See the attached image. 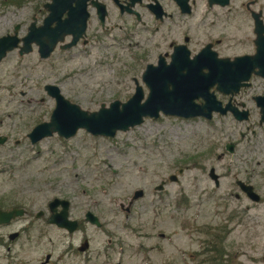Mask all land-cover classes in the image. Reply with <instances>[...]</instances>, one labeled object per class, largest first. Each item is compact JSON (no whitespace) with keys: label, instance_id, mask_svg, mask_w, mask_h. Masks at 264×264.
I'll return each instance as SVG.
<instances>
[{"label":"rangeland","instance_id":"obj_1","mask_svg":"<svg viewBox=\"0 0 264 264\" xmlns=\"http://www.w3.org/2000/svg\"><path fill=\"white\" fill-rule=\"evenodd\" d=\"M44 1L0 0V36L17 24L22 35L33 5ZM73 52L46 60L35 49L23 57L11 52L0 65V134L8 137L0 145V209L27 211L0 226L6 241L0 244V264H41L48 255V264H212L206 232L216 227L226 230L219 264H264V123L249 93L237 98L249 111L245 122L228 113L210 121L160 116L114 138L80 130L69 140L53 135L31 145L27 133L47 122L55 106L43 91L47 84L87 112L126 102L133 78L147 95L140 66L133 68L125 56L110 70L97 50L68 57ZM127 66L128 74L117 82L129 87L118 89L111 75ZM226 144L234 145L231 154ZM170 175L177 184L167 180ZM161 181L168 193L154 191ZM237 181L252 186L260 201L243 197ZM137 191L142 196L133 199ZM54 198L67 200L69 219L82 223L74 233L45 223ZM179 202L182 208L173 207ZM39 211L41 221L35 217ZM87 211L99 219V229L84 222Z\"/></svg>","mask_w":264,"mask_h":264},{"label":"flooded vegetation","instance_id":"obj_2","mask_svg":"<svg viewBox=\"0 0 264 264\" xmlns=\"http://www.w3.org/2000/svg\"><path fill=\"white\" fill-rule=\"evenodd\" d=\"M33 10L31 22L22 35L19 34L18 24L13 27L12 32L4 34H14V29L18 26L17 45L7 51L0 60V65L11 52L23 57L32 54L35 49L37 58L46 60L55 53L60 55L71 51L74 52L68 57L81 54L88 56V52L94 49L99 55L98 60L103 59L102 63L110 70L111 66L126 57L134 65L133 68L140 66L138 72L141 78L148 67L158 68L159 63L167 67L173 63L182 64L184 67H177L176 72L184 75L197 72L207 74L216 69L217 65L220 66L219 61L231 64L246 58V66L241 67L242 64L238 62L233 69L235 74L247 78L241 83L245 86L232 96L220 94L213 89L215 98L222 106L229 105L240 112L246 109L237 98H241L244 92L249 93L248 97L254 107H257V97L264 98V0H47L39 4L36 2ZM48 18L50 21L46 27L45 21ZM31 24L34 25L35 36L39 40L45 39V33L50 37L62 35L63 39L57 41L46 58L41 57L40 48L35 43L30 44L29 53H20V48L24 47L22 40L27 36ZM129 68L131 67L119 68L116 73L113 70L111 78L115 80L116 88L127 90L129 87L126 82H117L118 79L123 80ZM143 86L145 88L144 83ZM136 87L141 88L136 78H133L134 92ZM146 90L148 93V89ZM23 94L24 92L21 93ZM198 103H202V100H198ZM257 108L259 111V107ZM246 111L249 116V111ZM185 167L178 168L177 174L181 175L186 170ZM172 176H168L167 180L177 184L175 176L174 180H170ZM159 185L161 188L157 189ZM159 185L154 188L155 192L167 191L165 181H161ZM241 194L246 198L242 191ZM238 199L239 195L236 196V201ZM173 207L180 209L183 203H175ZM37 214L38 212L36 217ZM49 215L48 210V216L44 219L46 224ZM43 216L42 211L36 220L41 221ZM76 221L80 228L82 223ZM215 229L226 231L225 228ZM23 231L24 227L19 232L15 231L16 237ZM5 242L0 236V244L4 245ZM49 259L50 256L41 264H48Z\"/></svg>","mask_w":264,"mask_h":264},{"label":"water","instance_id":"obj_3","mask_svg":"<svg viewBox=\"0 0 264 264\" xmlns=\"http://www.w3.org/2000/svg\"><path fill=\"white\" fill-rule=\"evenodd\" d=\"M48 20L45 21L46 27ZM14 34L4 35L0 37V60L6 55L7 51L16 47L18 37L16 30ZM34 25L28 29L27 36L22 40L24 47L20 48V53H29L30 44L38 45L42 58H46L50 51L54 48L57 41H61L62 35L48 36L45 33L43 40H39L35 36L36 30ZM42 41L44 43H42ZM46 48V49H45ZM248 59L242 58L238 61L241 67L247 65ZM237 62V63H238ZM220 66L216 69L208 71L207 74L197 73H178L177 67H184L182 64L173 63L171 66H164L162 63L158 68H147L142 75V82L148 93L144 98L143 90L139 87L135 88V92L126 102L112 101L108 106H100L95 112H87L64 98L60 90L50 84L44 87V92L53 99L54 109L50 113L47 122L37 124L28 133L31 145L37 144L42 139L50 138L56 135L59 139L69 140L78 131H85L92 137L114 138L116 133L129 131L130 128L140 126L144 119L156 120L160 116H168L180 119L202 118L210 121L213 114L220 116L230 113L232 118L239 122L248 120V112L238 111L236 108H230L229 105L222 106L215 98L214 91L223 95H231L237 93L239 88L244 87L243 80L245 76L235 74L234 65L236 61L228 63L219 61ZM236 63V64H237ZM219 67V68H218ZM156 70V71H155ZM248 75V72H247ZM202 103H198V100ZM257 107H259V124L264 123V98L257 97L255 99ZM6 141V136L0 135V144ZM234 145L226 144L225 150L229 154L233 152ZM172 176L170 180H174ZM239 189L247 199L253 202H259V196L254 192V188L245 185L240 181L236 182ZM160 185L157 189H160ZM142 196L140 191L134 192L133 199ZM60 208V211H57ZM47 209L50 212L46 219L47 224L56 226L57 228L74 233L77 230L78 223L69 219V202L67 200L52 199L48 203ZM38 212V218L41 215ZM26 214V210L22 207H14L11 209H0V225L7 224L16 218ZM83 219L86 223L93 225L99 229L100 221L91 212L87 211ZM17 236V232H12L9 238L12 240ZM86 245L80 250L85 249ZM49 256L45 257V262Z\"/></svg>","mask_w":264,"mask_h":264},{"label":"trees","instance_id":"obj_4","mask_svg":"<svg viewBox=\"0 0 264 264\" xmlns=\"http://www.w3.org/2000/svg\"><path fill=\"white\" fill-rule=\"evenodd\" d=\"M12 2H17V0H11ZM226 233V232H225ZM206 234L211 238V242H209V248H206L205 253L211 254L210 260H207L208 263L212 264H219V262L223 261L224 259L222 254V244L224 243L223 234L224 231H221V229H215L214 233H210L209 231L206 232ZM222 243V244H221Z\"/></svg>","mask_w":264,"mask_h":264}]
</instances>
